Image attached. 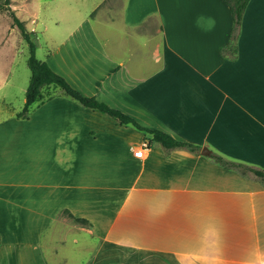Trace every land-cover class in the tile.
<instances>
[{
	"label": "crops",
	"instance_id": "1",
	"mask_svg": "<svg viewBox=\"0 0 264 264\" xmlns=\"http://www.w3.org/2000/svg\"><path fill=\"white\" fill-rule=\"evenodd\" d=\"M93 17L45 61L201 149L166 150L45 86L24 129L0 119V264H51L68 235L79 264H264V182L210 156L264 167V0H250L235 55L225 0H103Z\"/></svg>",
	"mask_w": 264,
	"mask_h": 264
},
{
	"label": "rangeland",
	"instance_id": "2",
	"mask_svg": "<svg viewBox=\"0 0 264 264\" xmlns=\"http://www.w3.org/2000/svg\"><path fill=\"white\" fill-rule=\"evenodd\" d=\"M102 1L0 0V119L12 116L13 129L22 130L23 123L15 120L24 121L32 115L43 114L42 104L38 102L31 106L26 116L19 115L24 109L26 91L31 79L28 64L30 50L7 8L10 6L25 22L27 29L32 31L37 44L36 55L45 60L47 54L67 36L74 22L94 18L95 7ZM53 87L57 92L63 91L59 86ZM71 237L72 235H68L65 244H58L53 251L55 256L48 251L51 264H58L63 259L62 256L68 257L65 264H79L80 261L88 260V254L82 253L81 256L80 249L70 240Z\"/></svg>",
	"mask_w": 264,
	"mask_h": 264
},
{
	"label": "trees",
	"instance_id": "3",
	"mask_svg": "<svg viewBox=\"0 0 264 264\" xmlns=\"http://www.w3.org/2000/svg\"><path fill=\"white\" fill-rule=\"evenodd\" d=\"M230 6L234 24L230 34V41L224 48V52H230L236 54L238 51V37L240 33V27L242 24V19L244 12L250 2V0H225ZM9 14L13 19L14 25H16L23 38L26 40L30 50V56L28 59V64L31 70L30 84L26 91V101L23 111L19 114L20 116H26L27 112L30 110L31 106L44 98L42 92L45 86L55 85L61 87L67 95L73 99L79 101L84 106L92 108L94 110L106 113L121 124H132L139 130L144 131L150 136L151 141L159 142L166 150H172L177 147H185L191 151L198 152L201 147L199 145L193 144L191 142L179 140L175 138L170 133L163 131L161 129L149 128L140 124L132 115L121 110L120 108L113 107L108 103L97 99L95 96L84 95L78 89L70 84V82L61 74L56 72L45 60H41L36 55L37 44L33 38L32 31H29L26 27L25 22L19 18L16 12L9 6L7 8ZM210 156L225 166L226 168L238 169L244 174L253 175L256 178L264 182V167L257 168L243 162H238L235 160L228 159L216 152H211ZM75 220L80 222H87L85 218H75Z\"/></svg>",
	"mask_w": 264,
	"mask_h": 264
},
{
	"label": "built area",
	"instance_id": "4",
	"mask_svg": "<svg viewBox=\"0 0 264 264\" xmlns=\"http://www.w3.org/2000/svg\"><path fill=\"white\" fill-rule=\"evenodd\" d=\"M144 146H147V144L145 143ZM135 154L136 156L140 157L144 156V149L142 148V146L135 151Z\"/></svg>",
	"mask_w": 264,
	"mask_h": 264
},
{
	"label": "water",
	"instance_id": "5",
	"mask_svg": "<svg viewBox=\"0 0 264 264\" xmlns=\"http://www.w3.org/2000/svg\"><path fill=\"white\" fill-rule=\"evenodd\" d=\"M210 152V150L208 148H203L202 149V153L204 154H208Z\"/></svg>",
	"mask_w": 264,
	"mask_h": 264
}]
</instances>
